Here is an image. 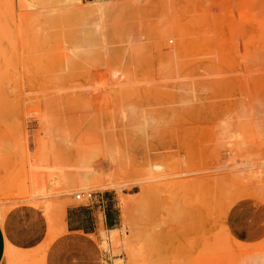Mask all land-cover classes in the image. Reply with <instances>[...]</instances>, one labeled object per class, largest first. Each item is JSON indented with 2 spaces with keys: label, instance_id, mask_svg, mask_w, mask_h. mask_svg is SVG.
<instances>
[{
  "label": "rangeland",
  "instance_id": "374dc122",
  "mask_svg": "<svg viewBox=\"0 0 264 264\" xmlns=\"http://www.w3.org/2000/svg\"><path fill=\"white\" fill-rule=\"evenodd\" d=\"M193 2L112 0L115 5L106 25L108 49L115 66L133 75L137 87L143 90H136L132 109L112 125L109 133L101 132L97 124L83 123L74 109L52 113L60 126L69 127L63 135L74 137L75 150L95 148L98 155L94 162L103 160L108 141H119L125 155L138 164L127 165L132 174L145 165L155 170V178L152 175L149 183L157 182V187L149 186L145 200L148 207L151 205L148 213L153 212L151 224L158 225L157 241L150 246L153 256L143 264H216V245L228 246L218 250L232 252L226 254L231 264H247L250 253H264V190L255 198L238 197L224 214L218 213L212 178L199 168L217 163L216 156L209 158L208 150V135L214 133V126L229 117L239 102L257 112L264 102V63L257 66L248 62L244 48L248 42L251 51L258 46L264 56V0ZM33 5L26 0H0V94L9 90L7 80L13 81L15 89L10 99L0 102L1 109L9 105L13 110L9 112L13 114L0 117V264H98L95 244L102 256L100 238L95 241L92 235L66 232L63 226L53 227L44 219V206L65 201L64 193L43 198L32 190L30 163L43 137L38 115L49 104L38 98L72 56L69 36L74 27L63 4ZM71 6L68 9L85 7ZM52 10L56 12L45 14ZM213 51L218 57L215 65L208 58ZM166 67L178 71L172 86L150 88L160 83V71ZM119 93L124 102L126 97ZM117 99L118 93L114 100L100 101L103 104L95 112L103 114L109 108H118L122 102L107 103ZM9 138V144L15 141L17 145L6 147L10 148L8 152L2 145ZM96 147L103 149L101 153ZM183 183L188 186L185 190L180 189ZM169 191L176 193L184 213L180 223L159 227L167 220L164 203H169ZM137 192L132 188L128 194ZM98 195L114 204L112 217L117 224L119 216L120 225L122 206L119 195L111 189L95 190L88 199L85 195L79 202L65 203L88 204ZM258 225H262V231L257 230ZM222 226L224 230H220ZM239 240L249 243L239 244ZM121 242L117 233L109 249L119 250ZM120 253L124 258L122 250L110 254L116 260Z\"/></svg>",
  "mask_w": 264,
  "mask_h": 264
},
{
  "label": "bare ground",
  "instance_id": "6f19581e",
  "mask_svg": "<svg viewBox=\"0 0 264 264\" xmlns=\"http://www.w3.org/2000/svg\"><path fill=\"white\" fill-rule=\"evenodd\" d=\"M26 1L32 5L44 3L50 6L52 4H63L67 9L64 12L69 14L74 20V27L69 36L70 45L73 49L72 56L66 59L59 67V70L49 81L47 90L42 92L38 98L45 99L49 103L40 112L41 114L38 115L41 132L48 133L61 130L62 126L55 121L56 118L53 113L54 111L57 112V110L69 108L81 114L80 117L83 123L88 126L97 124L101 132L106 130L109 133L118 108L112 107L105 113L98 114L95 110L103 104L100 101L104 99L114 100L118 93L116 101L107 102L118 105L122 102V96L119 91L127 97L139 88L132 77L115 66L108 49L106 25L108 16L115 4L111 3L112 0H95L90 2H82L81 0ZM134 1L138 3L141 0ZM165 1L172 3L174 0ZM185 1L187 3L192 2L191 4L194 3L193 0ZM66 5H81L85 7L76 8L75 6V9H68L69 6L66 7ZM55 12L52 10L47 11L45 14L49 15ZM237 39L238 43H240V38L237 37ZM248 44V42L244 43V48L248 53L246 60L257 66L264 63V56H262L260 49L257 48L258 46L254 47L255 49L251 51ZM215 53L216 51H213L208 58L218 60ZM113 73L114 75L116 74L115 77H112ZM66 80L68 81L64 83ZM7 81L8 87L6 89H9L10 92L9 90L7 92L1 90L0 102L10 99V93L15 90L12 86L13 81L12 83H10L11 80ZM261 108L262 110L257 112L255 108L247 109L243 103H240L234 116L224 124L215 127L212 135H208L209 158L211 159L216 156L215 162L217 163L213 165L207 163L199 168V170L207 171L212 178L217 192L214 205L218 213L224 214L223 211L234 203L238 197L247 195L255 198L264 190V102L261 103ZM9 112H13L11 108L9 110V105L2 107V109L0 108V117L13 114ZM11 122L13 123L14 121ZM11 122H8V124ZM15 122L17 123H15L14 127L18 130L17 127L19 128L20 126H17V119H15ZM13 124H11V127ZM6 126L8 127L7 124ZM14 127L11 130H14ZM14 139L16 141L15 137ZM6 140H9L8 146H5ZM6 140L4 139L5 145H2L4 148L11 147L15 142L13 141L9 144L10 138ZM107 144L108 148L105 149V152H102L104 155H101L103 160L99 162H94V157L98 155L94 154L95 148L92 149L93 152L92 150H88V153L86 152L87 149L85 151L84 148L79 147L76 150L74 160L66 161L60 153L53 151L48 153L41 147L42 144L41 146L38 145V162L31 163L32 190L35 196L48 198L56 194L59 188H62L66 190L65 193L67 195L72 196L74 201H78L75 195L85 191L89 185L112 187L118 193L122 206L121 224L114 231L105 232L101 230L99 248L102 254L109 253V255L114 252L117 253L120 250L124 251V258L114 259L116 263L123 261L125 264H143L144 262H149V259L153 256L154 252H152L150 246L154 245V242L157 241L155 234L157 229L155 228L158 225L154 226L151 224L150 220L153 212L151 215L148 213V211H151L149 210L151 205L148 207V202L145 200V194L147 193L148 195L150 191L149 186L152 187L156 184L154 189L157 187V182L153 181L154 183H149L152 175L155 178L154 173L156 172L153 173L155 170L151 169V165H145L142 171L140 170L141 172L139 171L136 175L132 174L127 166L128 164L132 165V163L125 161L126 158L117 145L109 141L105 145ZM14 145H17V142ZM22 148H17V151L18 149L20 151ZM98 148L96 147L98 152H100L102 148L100 150ZM6 150L8 149L6 148ZM3 156L6 155L4 154ZM210 159L208 162H210ZM106 166L110 167V170H105ZM37 173L41 175L37 176ZM50 179L53 184H45ZM187 187V183H183L180 189L185 190ZM132 188H136L138 191L134 195L128 194V191ZM157 193H155V198H159V196H156ZM168 193H170V196L168 195V199L170 198L169 203H164V206H167L164 208L165 211L167 210L165 213L167 220L161 221L162 223L160 222L159 227L165 224L180 223L182 214L184 213L176 198V193L174 191H169ZM154 200L156 201V199ZM51 203H47L44 206L45 213L43 216L45 221L50 225L52 224L53 227L56 225L64 227L63 214L66 203L64 201H58V204H54L53 201ZM152 205L155 207L153 203ZM156 222L157 224L159 223L158 221ZM224 228L222 226L220 230H224ZM117 233L120 235L122 244L119 250L113 248L111 251L109 246L112 244ZM258 251L250 253L247 264H264V253H259Z\"/></svg>",
  "mask_w": 264,
  "mask_h": 264
},
{
  "label": "crops",
  "instance_id": "0c3cea01",
  "mask_svg": "<svg viewBox=\"0 0 264 264\" xmlns=\"http://www.w3.org/2000/svg\"><path fill=\"white\" fill-rule=\"evenodd\" d=\"M82 2H90V1H95V0H81ZM218 60H214L211 59V63L212 64H217ZM129 72L131 73V69L129 70ZM132 75V73H131ZM178 75V71H173V70H168L167 67L164 68L163 70L160 71V83L156 82L154 83V85H152L150 88H153L154 90H158L159 88L162 87H167V86H172V84L175 82L176 77ZM133 79L135 80L134 76L132 75ZM158 84V85H157ZM140 90H143V88H141ZM136 92V91H135ZM128 95L126 97V100L123 102L122 104L118 107L117 111H116V115L114 118V122L113 125L120 119L124 118L126 116V114L132 109V99L134 98L133 95L134 93ZM152 102L151 103H155L154 99H151ZM240 103H238V105L235 107L233 113L227 117L226 119H224L223 121H221L219 124L215 125V127L224 124L225 122H227L229 119H231L234 114L236 113V111L238 110ZM263 103V102H262ZM155 107V105H154ZM262 108L259 107V111H261ZM69 127H62L61 130L58 131H51L48 133H43V137L42 140L38 143L39 146H42L44 151L46 152H55V153H60L64 160L66 161H73L75 156H76V150H75V139L74 137H70V136H65L67 135V133L65 132ZM140 128H142V126H140ZM66 133V134H65ZM65 134V135H63ZM117 147L120 149V151L124 154L126 161L127 162H131L132 164L138 165L135 161H133L132 159L128 158L122 147H121V143L118 141V143L114 142ZM38 147V146H37ZM38 153L39 151L36 150L35 152V159L31 161V163H36L38 162ZM30 163V166H31ZM32 170V167H31ZM41 173V172H40ZM40 173H37L36 175L39 176ZM41 175V174H40ZM45 184H53L52 180H48L45 182ZM106 189H111L113 190L117 197H118V193L116 192L115 189H113L112 187H105V186H92L89 185L85 191H82L81 193L77 194L79 195L78 201H74L71 195H67L65 193V189L59 188L58 192H62L65 195L64 198V202H68L69 200L74 201V202H79V199H81L82 197H84L85 195L88 196L91 194L92 191L95 190H106ZM57 192V193H58ZM88 194V195H87ZM115 206L112 203H109L104 201L102 196H96L94 197V199L91 201V203L88 204H80V203H68L65 205L64 208V214H63V223H64V229L66 232H73V233H79L82 235H92L95 238V241L99 240L100 238V232L101 230L108 232V231H114L116 229H118L120 227L119 225V216L117 218V224L115 223L113 217H112V212L114 210ZM121 224V222H120ZM119 225V226H118ZM118 226V227H117ZM226 226V225H225ZM258 231H262L263 227L262 225H258L256 226ZM239 244H247L249 242H246L245 240H239L236 241ZM260 241L256 242L259 243ZM250 243H254L250 242ZM240 246V245H239ZM214 247V246H211ZM225 248L228 246H223V245H216L214 248H216L215 250V261H217L216 264H231V257L230 256H226V254H231L232 252H228V251H219L218 248ZM238 247V246H236ZM247 248H254V247H247ZM95 254H96V258L98 260V264H125L123 261L122 262H114V259L116 258V256L114 255H110L109 257H107L105 254L99 255L97 248H96V244H95ZM237 254L238 251H236ZM99 257V258H98ZM123 258V254H118L117 255V259H121ZM212 264V263H211Z\"/></svg>",
  "mask_w": 264,
  "mask_h": 264
},
{
  "label": "built area",
  "instance_id": "2783aa9c",
  "mask_svg": "<svg viewBox=\"0 0 264 264\" xmlns=\"http://www.w3.org/2000/svg\"><path fill=\"white\" fill-rule=\"evenodd\" d=\"M75 198H79V195L76 194V195H75Z\"/></svg>",
  "mask_w": 264,
  "mask_h": 264
}]
</instances>
